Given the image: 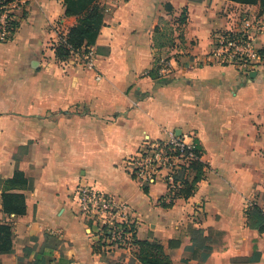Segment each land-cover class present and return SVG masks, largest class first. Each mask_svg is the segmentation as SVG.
I'll use <instances>...</instances> for the list:
<instances>
[{
	"label": "crops",
	"instance_id": "1",
	"mask_svg": "<svg viewBox=\"0 0 264 264\" xmlns=\"http://www.w3.org/2000/svg\"><path fill=\"white\" fill-rule=\"evenodd\" d=\"M96 2L103 26L89 46L93 71L75 55L55 56L77 23L64 0H31L0 42V224L12 232L0 264H139L136 247L129 255L94 244L75 214L79 183L128 203L136 239L159 242L173 264H264V230L249 228L246 215L253 205L264 213V59L254 77L206 62L217 32L246 16L264 23L259 4ZM255 45L264 57V32ZM161 59L171 74L153 78ZM170 130L198 143L204 175L191 197L167 208L165 185L145 193L125 163L143 140ZM5 193L23 196L24 214L3 211ZM169 241L179 245L168 250Z\"/></svg>",
	"mask_w": 264,
	"mask_h": 264
},
{
	"label": "built area",
	"instance_id": "2",
	"mask_svg": "<svg viewBox=\"0 0 264 264\" xmlns=\"http://www.w3.org/2000/svg\"><path fill=\"white\" fill-rule=\"evenodd\" d=\"M31 0H0V42L10 40L19 20L27 10ZM122 3L127 0H113ZM264 32V23L250 16L243 17L238 24L219 31L213 38L212 50L206 62L217 67H233L243 75H249L264 57L255 45L256 37ZM86 70L95 69V51L83 47L72 52ZM158 74L166 78L171 74L172 64L168 59L158 63ZM99 81L101 76L96 74ZM193 138L178 135L175 131H164L162 139H145L125 163L128 175L139 184L149 187L163 182L166 188L164 201H174L175 193L183 186L180 170L187 175L189 166L199 161ZM75 214L88 225L94 244L102 252L125 251L129 255L135 247L139 218L126 202L117 201L112 195L96 189L92 185L79 183L73 191Z\"/></svg>",
	"mask_w": 264,
	"mask_h": 264
},
{
	"label": "trees",
	"instance_id": "3",
	"mask_svg": "<svg viewBox=\"0 0 264 264\" xmlns=\"http://www.w3.org/2000/svg\"><path fill=\"white\" fill-rule=\"evenodd\" d=\"M243 5H256L259 4V15L264 14V0H228ZM65 16H76L77 23L70 28L66 38L60 39L55 47V56L58 60H66L72 52H76L83 47L93 46L98 37L99 31L103 26V15L101 7L97 4L96 0H64ZM186 21L185 10L182 11L179 17V24L182 25ZM14 34V33H13ZM261 52V51H260ZM262 54V52H261ZM263 55V54H262ZM159 63V61H158ZM158 63L154 70H151L149 75L157 79H165L158 74ZM197 151L201 149L196 141H194ZM202 156V152H201ZM204 175V165L199 161H194L189 166L187 175L182 170L179 171L178 176L181 177L183 186L175 193L174 201L163 203L164 207L173 206L177 199L187 200L195 191V185L199 182ZM21 176L15 173L10 181L12 184L16 183V178ZM21 178V177H20ZM145 193L148 187H143ZM164 201V197L162 199ZM2 209L6 214H24L23 196L21 194L5 193L2 195ZM246 215L248 218L247 225L249 228L258 231L264 230V213L256 206L253 205L247 209ZM194 234H201L200 230L194 231ZM11 228L8 225L0 224V252L11 250ZM135 247L137 248L134 253L135 261L139 264H173L170 255L164 251L163 245L159 242L152 240H135ZM179 245L178 241H169L168 250H174Z\"/></svg>",
	"mask_w": 264,
	"mask_h": 264
},
{
	"label": "water",
	"instance_id": "4",
	"mask_svg": "<svg viewBox=\"0 0 264 264\" xmlns=\"http://www.w3.org/2000/svg\"><path fill=\"white\" fill-rule=\"evenodd\" d=\"M249 76H250V77H254V76H255V72L250 73ZM176 134L180 135L179 132H177Z\"/></svg>",
	"mask_w": 264,
	"mask_h": 264
},
{
	"label": "rangeland",
	"instance_id": "5",
	"mask_svg": "<svg viewBox=\"0 0 264 264\" xmlns=\"http://www.w3.org/2000/svg\"><path fill=\"white\" fill-rule=\"evenodd\" d=\"M161 183H163V182H161ZM164 184V183H163ZM166 203V202H165Z\"/></svg>",
	"mask_w": 264,
	"mask_h": 264
}]
</instances>
